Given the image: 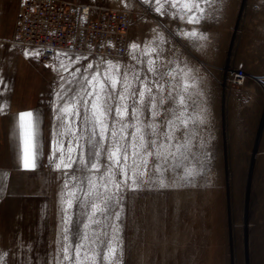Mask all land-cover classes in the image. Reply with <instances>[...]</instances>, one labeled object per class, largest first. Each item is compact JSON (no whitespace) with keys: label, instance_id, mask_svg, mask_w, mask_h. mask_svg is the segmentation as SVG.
Wrapping results in <instances>:
<instances>
[{"label":"rangeland","instance_id":"1","mask_svg":"<svg viewBox=\"0 0 264 264\" xmlns=\"http://www.w3.org/2000/svg\"><path fill=\"white\" fill-rule=\"evenodd\" d=\"M64 1L89 4L97 10H129L132 24L127 53L121 57L93 54L80 56V60L56 59L52 64L56 71L52 65L42 63L47 80L38 87L48 109L42 163L36 170L20 172L12 167L8 148L4 147L7 173L5 184L0 186V252L9 254L6 264H45L46 261L52 264L63 216L59 196L63 179H58L62 171L79 178L84 191L89 190L88 179H93L97 187L91 190L89 201L115 191L111 186L102 187L107 180L104 164L106 147L112 140L111 126L103 142L105 147L101 148L102 167L92 169L90 176L81 173L75 163L72 169L60 170L49 163L51 126L58 123L52 118L49 101L58 87V74L65 77L66 88H77L83 83L78 69L82 73L91 63L93 68L88 72L96 71L99 65L103 75L108 66L104 61L111 60L120 62L122 68L128 66L129 72L138 70L141 76L147 74L151 79L152 74L146 72L149 56L162 74L165 87L177 99L184 97L183 105L176 104L175 115L187 120V125L181 124L180 119L173 121L180 131L171 133L175 136L171 144L161 138L164 143L161 155L167 158L160 173L165 185L160 186L155 179L153 164L157 158L149 156L148 167L142 170L151 186L122 187L123 208L110 206L106 212H98L94 219L99 223H93L87 216L90 204L85 210L74 202L68 209L69 215L73 221L89 223L88 236L97 241L94 248L98 253L97 264H107L102 250L109 240L118 244L121 264H264V0H209L208 5L200 0L205 7V18L195 26L171 16H160L142 0ZM157 26L168 43L153 41L151 29ZM178 26L206 32L208 43L198 47L194 45L202 42L173 36ZM146 40L153 41L152 47H157L159 56L150 51L145 54ZM11 43L0 44V86L6 82V88L14 71L12 56L21 51V47ZM132 43L140 48L130 49ZM130 54L140 63L132 60ZM234 71L245 73L239 84L229 78ZM168 72L172 75H167ZM2 108L0 102V123ZM140 118L147 123L151 113L144 109ZM168 118H172L171 113ZM124 122H133L130 108ZM120 127L118 123L117 129ZM133 130L125 129L127 135L120 141L128 151L129 166L133 160L140 164V159L132 155ZM164 131L166 127H162L161 132ZM89 138L84 137L86 155ZM64 139L66 145L69 137ZM95 139L98 141L99 136ZM177 142L181 145L178 152ZM3 146L0 143L1 149ZM128 174L132 175L130 168ZM131 183L129 179L127 184ZM73 186L76 185L70 181L69 187ZM76 195L81 201L85 199L80 191ZM116 211L120 212L119 220L115 219ZM92 247L85 242V248Z\"/></svg>","mask_w":264,"mask_h":264},{"label":"snow or ice","instance_id":"2","mask_svg":"<svg viewBox=\"0 0 264 264\" xmlns=\"http://www.w3.org/2000/svg\"><path fill=\"white\" fill-rule=\"evenodd\" d=\"M203 2L205 5L209 4V0H203ZM142 3L160 16H171L180 22L186 21L187 25H199L201 20L205 18V7L201 6L200 0H154V2L153 0H142ZM151 31L153 41L158 39L164 44L169 42L159 32V26L152 28ZM172 35L186 40L202 42L194 45L198 47H203L209 41L208 34L198 31L196 27L189 29L178 26ZM153 41H145V54L150 51L159 56L157 47H152ZM129 47L136 50L140 48V45L132 43ZM130 58L140 63L135 55L130 54ZM80 59L79 56L76 57V60ZM104 63L108 66L105 67L103 75L99 72V65L96 66V71L89 73L88 69L93 68L91 63L87 65V69H83L82 73L78 69L77 73L82 75L83 83L77 88H66L65 77L58 74V87L51 93L53 99L49 101V104L52 109V118L58 123H53L50 131L52 145V151L49 154L50 165H54L57 170H60L72 169L75 163L81 173H87L90 176L92 169L102 167L99 163L102 155L101 148L105 147L103 142L106 140V133L111 126L112 140L106 147L107 158L104 164L107 180L102 187L108 189L111 186L115 190L112 194L101 197L97 201H89L88 197L92 194L91 190L97 187L93 179H88L89 190L84 191L79 178L71 173L61 172L58 179H63L59 192L60 203L63 206L62 227L58 226L57 248L52 254V264H97L98 253L94 250L97 241L88 236L89 223L73 221L68 209L72 207L74 202L79 203L85 210L89 208L90 204L91 210L87 211L88 219L93 223H99L98 220L94 219L98 212L104 213L110 206L123 208L124 197L120 191L122 187L139 189L145 185L151 186L148 183V176L142 170V168L148 167L149 156L157 158V162L153 164L157 173L155 179L160 186H164L165 178L160 173L162 172V163H166L167 158L161 155V150L164 147L161 138L163 136V139L171 144L175 139L171 133L180 131L179 128L174 127L173 121L180 119L175 115V107L176 104H184V97L181 95L177 99L172 95L171 90L165 87V83L162 82V74L155 68L154 61L150 56L147 59L146 72L152 74L151 79L147 74L141 76L138 70L129 72L128 66L122 68L120 62L108 60ZM52 67L56 71V66L52 65ZM60 67L67 72L64 65L61 64ZM188 71L190 72L191 69ZM167 75L171 76L172 73L168 72ZM133 81L136 83L134 84ZM154 89L158 91H154ZM129 108L133 121L131 124L124 122V118L129 115ZM144 109L151 113V119L147 123L140 118ZM113 111L114 115H112ZM169 113L172 114L171 119L168 118ZM203 113L204 110L201 109V115ZM18 115L25 139L23 167L35 169L37 163L32 153V121L29 119L25 122V117L31 118L32 112L21 111ZM13 119H16V114H13ZM118 123L121 124L119 129H117ZM180 123L187 125V120L180 119ZM129 127L134 129L131 133L133 137L132 155L140 159V164L133 160L131 166L128 164V151L120 142L127 135L125 129ZM162 127H166V131L163 133L161 132ZM97 135L99 136L98 141L95 139ZM85 136L91 137L86 141L89 147L87 155L84 151ZM65 137H69L66 145ZM137 139L139 140L138 144L135 143ZM180 147L181 145L177 142V152ZM141 150L143 151L141 152ZM173 158H175L174 154ZM129 168L132 173L131 176L128 174ZM100 179L103 180L104 177ZM129 179L132 181L131 185L127 184ZM70 181L76 186L69 187ZM78 191L82 193L84 200L81 201L77 198L76 193ZM119 217L120 212L116 211L115 219L119 220ZM116 230L114 228V232ZM85 242L93 247L91 249L85 248ZM23 243L21 240L20 244ZM117 249V243L112 240L107 241V246L102 250L103 260L107 264H121V256ZM82 251L84 252L83 257L81 256ZM8 255L7 252H0V261H5L6 264ZM45 264L48 262L46 261Z\"/></svg>","mask_w":264,"mask_h":264},{"label":"built area","instance_id":"3","mask_svg":"<svg viewBox=\"0 0 264 264\" xmlns=\"http://www.w3.org/2000/svg\"><path fill=\"white\" fill-rule=\"evenodd\" d=\"M132 16L127 9H95L64 0H19L12 41L51 66L56 59L127 53ZM231 74V73H230ZM231 80L243 81L244 71Z\"/></svg>","mask_w":264,"mask_h":264},{"label":"crops","instance_id":"4","mask_svg":"<svg viewBox=\"0 0 264 264\" xmlns=\"http://www.w3.org/2000/svg\"><path fill=\"white\" fill-rule=\"evenodd\" d=\"M18 3L19 0H0V44L8 42L11 45V42H13L12 35L18 12ZM21 51L12 56L14 71L9 75V86L6 88V82H3L0 86V102L3 104L2 110L4 113L0 123V143L4 145L3 149L0 148V186L5 184L7 173L4 147L5 150L6 147L8 148L12 167L19 169L20 172L22 170L31 172L38 169L43 159L42 144L44 143V128L48 119V109L44 104L43 94L38 86L47 80V72L42 66L43 62L35 53L24 51L22 48ZM4 52L7 53L5 48ZM5 54H3V57ZM21 111L32 112V117H25V122L29 119L32 121V153L37 163L35 169H25L23 167L25 139L18 115ZM13 114H16L15 120Z\"/></svg>","mask_w":264,"mask_h":264},{"label":"bare ground","instance_id":"5","mask_svg":"<svg viewBox=\"0 0 264 264\" xmlns=\"http://www.w3.org/2000/svg\"><path fill=\"white\" fill-rule=\"evenodd\" d=\"M229 78H230V79H231V78L233 79V76H231V74H230V75H229Z\"/></svg>","mask_w":264,"mask_h":264}]
</instances>
